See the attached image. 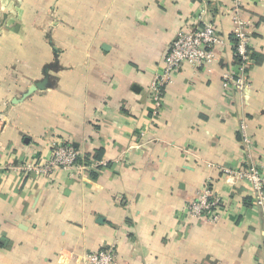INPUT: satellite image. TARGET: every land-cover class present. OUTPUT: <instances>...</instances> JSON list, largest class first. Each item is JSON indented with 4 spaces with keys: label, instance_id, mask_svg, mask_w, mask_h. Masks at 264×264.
<instances>
[{
    "label": "crops",
    "instance_id": "1",
    "mask_svg": "<svg viewBox=\"0 0 264 264\" xmlns=\"http://www.w3.org/2000/svg\"><path fill=\"white\" fill-rule=\"evenodd\" d=\"M234 3L0 0V264H87L110 248L116 264H264V204L238 177L264 175V0L239 7L243 91L223 80L240 69ZM199 14L224 40L218 60L183 64L159 108L151 86ZM59 141L81 168L24 170ZM207 183L217 221L188 212Z\"/></svg>",
    "mask_w": 264,
    "mask_h": 264
},
{
    "label": "built area",
    "instance_id": "2",
    "mask_svg": "<svg viewBox=\"0 0 264 264\" xmlns=\"http://www.w3.org/2000/svg\"><path fill=\"white\" fill-rule=\"evenodd\" d=\"M235 3L233 16L236 39L234 55L238 57L240 69L237 71L231 67L223 75L224 86L230 84L238 91H243L248 86L247 76L244 73L246 66L252 62L249 52V24L250 22L238 15L241 0H233ZM195 27L187 31H179L177 38L171 44L165 59V67L158 74L151 88L157 101V107L161 106V87L170 82L174 72L183 64L188 63L195 67H202L215 63L218 58L216 50L224 44V40L215 30V27L204 21L203 15L199 14ZM240 72V73H236ZM245 141H248L246 125H241ZM80 152L72 144L58 142L53 145L52 155L45 162L33 160L24 166L27 172L39 175H52L58 170H74L81 168L79 164ZM238 177L247 180L252 187V197L256 203L264 204V175L258 165L251 164L249 168L238 173ZM221 197L216 194L210 183H207L198 193L197 198L189 205L190 217L206 221H217L220 218L218 208L222 205ZM87 264H116L114 251L110 249L89 252L85 255Z\"/></svg>",
    "mask_w": 264,
    "mask_h": 264
},
{
    "label": "trees",
    "instance_id": "3",
    "mask_svg": "<svg viewBox=\"0 0 264 264\" xmlns=\"http://www.w3.org/2000/svg\"><path fill=\"white\" fill-rule=\"evenodd\" d=\"M236 59L239 60L238 57H236Z\"/></svg>",
    "mask_w": 264,
    "mask_h": 264
}]
</instances>
